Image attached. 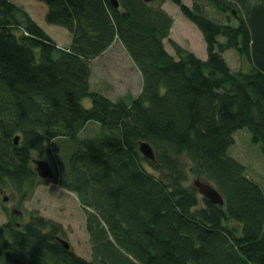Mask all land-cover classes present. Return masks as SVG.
<instances>
[{
  "label": "trees",
  "instance_id": "1",
  "mask_svg": "<svg viewBox=\"0 0 264 264\" xmlns=\"http://www.w3.org/2000/svg\"><path fill=\"white\" fill-rule=\"evenodd\" d=\"M38 1L72 41L60 47L0 0V189L32 193L35 159L46 158L79 199L91 256L61 242V222L33 213L0 225V264H264V186L234 149L245 130L264 150V0ZM165 1L202 32L206 59L170 38ZM116 41L141 87L113 97L92 87L91 64ZM230 50L249 68L234 67Z\"/></svg>",
  "mask_w": 264,
  "mask_h": 264
},
{
  "label": "rangeland",
  "instance_id": "2",
  "mask_svg": "<svg viewBox=\"0 0 264 264\" xmlns=\"http://www.w3.org/2000/svg\"><path fill=\"white\" fill-rule=\"evenodd\" d=\"M12 1L24 8L31 17L33 16L39 25L56 39L59 46L69 47L71 39L68 29L65 26L46 21L47 5L44 2L38 0ZM185 2L192 5V0H185ZM163 8L174 20L170 38L177 41L182 47L191 49L198 57L206 59L207 45L199 28L185 17L179 7L171 1H165ZM167 45L169 50L174 53V49L168 40ZM235 52V50L227 51V59L234 67L248 69L246 58H242V62L240 56ZM91 67L92 87L102 86L113 97H118L117 95L129 90L136 93L141 87L137 84L140 80V71L119 41H116L102 57L94 59ZM86 101L90 100L87 99ZM249 136L248 131H240L234 149L237 150L236 152L247 165V172L250 176L264 186V150L262 144L254 148ZM57 141L54 146L61 142L60 140ZM56 148H54L55 153ZM57 149L63 152L60 147ZM61 156L62 161L55 158V165L60 168L62 162L65 161L63 153ZM198 177L191 176V181L194 182ZM12 190L13 188H8L6 191L0 189V225L9 220L14 209L19 211L12 217L14 220L25 222L30 219L33 213H37L46 219L59 221L66 230V235L63 237L69 241L71 247L80 255L90 258L91 245L85 227V213L73 191L51 179L42 180L35 186L32 193L25 192L26 194H24ZM14 195H17L16 201H13ZM4 196H10V201L9 199L3 200Z\"/></svg>",
  "mask_w": 264,
  "mask_h": 264
},
{
  "label": "water",
  "instance_id": "3",
  "mask_svg": "<svg viewBox=\"0 0 264 264\" xmlns=\"http://www.w3.org/2000/svg\"><path fill=\"white\" fill-rule=\"evenodd\" d=\"M115 6H118L117 0H112ZM140 149L146 157L149 159H155V152L153 147L148 142H141ZM36 169L43 178H54L55 173L53 168L50 165V162L46 159H35ZM194 185L197 187L198 191L204 195L206 198H209L214 203L222 204L224 199L219 192V190L210 182L203 181L200 177L194 180ZM61 242L66 246L70 247V243L66 240L60 239Z\"/></svg>",
  "mask_w": 264,
  "mask_h": 264
},
{
  "label": "flooded vegetation",
  "instance_id": "4",
  "mask_svg": "<svg viewBox=\"0 0 264 264\" xmlns=\"http://www.w3.org/2000/svg\"><path fill=\"white\" fill-rule=\"evenodd\" d=\"M16 197H17V195H14L13 201H16V199H15ZM9 199H10V198H9Z\"/></svg>",
  "mask_w": 264,
  "mask_h": 264
}]
</instances>
